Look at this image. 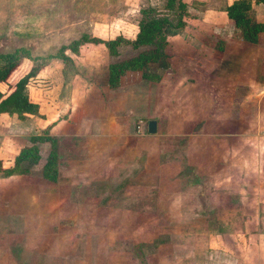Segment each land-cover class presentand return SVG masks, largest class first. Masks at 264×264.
Here are the masks:
<instances>
[{
	"label": "crops",
	"instance_id": "crops-1",
	"mask_svg": "<svg viewBox=\"0 0 264 264\" xmlns=\"http://www.w3.org/2000/svg\"><path fill=\"white\" fill-rule=\"evenodd\" d=\"M182 1L189 18L181 29L165 28L166 58L147 70L157 80L132 73L120 79L118 87L109 88L107 66L143 48L121 46L117 56L110 57L98 44L90 47L105 55L87 60L79 85L71 78L73 68L78 71L73 58L84 50L65 51L70 70L50 59L27 83L37 114L23 119L0 114V161L4 164L30 145L31 136L46 132L57 139L55 182L41 176L47 143L36 144L39 160L26 174L0 177V264H17V258L29 256L36 259L35 264L77 257L75 235H54L65 209L116 210L119 215L143 218L145 224L153 218L147 210L155 211L157 220L180 221L189 214L195 219L197 214L185 213L194 207L184 206L181 199L203 191L191 188L204 179L215 183L212 191L223 206L238 202L240 211L263 206L255 202H264V35L255 43L240 38L224 12L234 0ZM123 2L116 36L129 40L137 32L139 10L163 4L160 0ZM252 10L255 21L264 20V4H253ZM124 49L134 53L121 58ZM9 91L0 83L1 93ZM148 121L155 122L152 135L146 131ZM258 178L262 183L255 195L252 184ZM142 195L148 196L145 205ZM248 215L240 214L251 224ZM250 215L253 219L256 214ZM77 216L73 226L78 224ZM47 241L53 243L49 251ZM93 241L92 234L80 240L88 257ZM221 258L232 264L227 255Z\"/></svg>",
	"mask_w": 264,
	"mask_h": 264
},
{
	"label": "rangeland",
	"instance_id": "rangeland-1",
	"mask_svg": "<svg viewBox=\"0 0 264 264\" xmlns=\"http://www.w3.org/2000/svg\"><path fill=\"white\" fill-rule=\"evenodd\" d=\"M123 1L0 0V54L23 47L33 57H44L56 53L60 46L77 40L83 34L103 40L112 39L120 34V14L125 10ZM83 50L77 58H73L78 71L73 68L71 78L79 85L83 84L87 60L96 58V55L98 58L105 55L92 47ZM133 53L124 49L119 57H128ZM71 66L68 64L64 67L70 70ZM9 88L10 85L6 84L5 90ZM261 183L258 178L252 184L256 188L255 195ZM214 184L212 180L204 179L198 187L191 188L203 191L193 192L181 199L184 206L194 207L191 212L186 210L185 213L197 214L195 219L189 214L180 221L175 218L157 220L153 215L155 211L147 210L146 213L153 218L147 219L145 224L143 218L135 215L130 218L123 216L124 213L119 215L120 211L116 210L97 209L90 212L65 209L62 211L61 228H56L54 235L60 233L62 238L75 235L79 241L78 255L71 259L64 258L63 262L49 258L45 264H69L68 260L71 264H141V261L144 264H225L221 258L223 254L230 258L232 264H264V202L256 200L255 204L263 206L255 211H240L236 208L241 206L238 200V205L223 206V200L219 202L220 197L212 191ZM238 191L237 197H241ZM146 200L148 196L142 195L141 204L148 203ZM216 203L220 206L216 207ZM241 212L249 213L251 224L241 218ZM250 213L256 214L253 218L256 224L252 223ZM74 214H78L76 226H73ZM202 215L205 220L201 219ZM70 218L71 222H65ZM216 219H223V225L218 224ZM86 221L91 224L87 225ZM148 221L156 223L149 225ZM166 221L171 223L165 224ZM130 222L134 224L129 225ZM91 234L94 241L93 247L88 249V257L80 240ZM51 238L48 233L47 239ZM52 245V241L46 242L47 251L53 248ZM16 261L17 264L36 263V259L30 256L19 257Z\"/></svg>",
	"mask_w": 264,
	"mask_h": 264
},
{
	"label": "trees",
	"instance_id": "trees-1",
	"mask_svg": "<svg viewBox=\"0 0 264 264\" xmlns=\"http://www.w3.org/2000/svg\"><path fill=\"white\" fill-rule=\"evenodd\" d=\"M160 8L145 7L139 10L137 32L133 39L116 36L110 40H100L96 37L83 34L77 40L60 46L56 53L44 57H33L28 50L19 47L11 53L0 54V83L10 85L8 93L0 92V114L23 119L25 115L37 114L38 106L29 100L27 83L50 59H57L63 66L70 65V59L65 51L78 54L86 47L101 44L109 56H116L121 46L133 50L143 48L135 56L107 66V85L116 88L120 79L127 74L138 73L142 78L157 80V77L148 74L147 70L160 66L166 58L163 50L166 45L164 30L166 27L181 29L189 15L182 0H160ZM264 0H234L224 8L226 17L233 22L234 28L239 32L240 38L248 43H255L259 36L264 35V20L257 22L253 17V4ZM31 63L27 73L18 76V72ZM29 146L23 147L18 154L11 156L10 160L0 161V177L6 178L14 174H26L30 167L39 160L37 143H47L49 152L41 167V176L44 180L55 182L57 177L56 147L57 139L46 132L29 138ZM141 264H144L141 261Z\"/></svg>",
	"mask_w": 264,
	"mask_h": 264
},
{
	"label": "water",
	"instance_id": "water-1",
	"mask_svg": "<svg viewBox=\"0 0 264 264\" xmlns=\"http://www.w3.org/2000/svg\"><path fill=\"white\" fill-rule=\"evenodd\" d=\"M146 131L148 134L152 135L155 133V122L154 121H148L146 124Z\"/></svg>",
	"mask_w": 264,
	"mask_h": 264
}]
</instances>
